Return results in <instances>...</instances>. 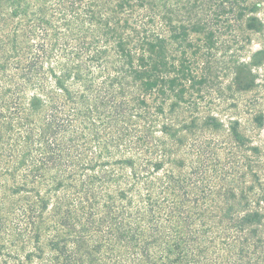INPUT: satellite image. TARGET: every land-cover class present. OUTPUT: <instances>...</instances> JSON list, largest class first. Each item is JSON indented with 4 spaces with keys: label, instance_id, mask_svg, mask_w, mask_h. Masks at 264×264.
Masks as SVG:
<instances>
[{
    "label": "trees",
    "instance_id": "1",
    "mask_svg": "<svg viewBox=\"0 0 264 264\" xmlns=\"http://www.w3.org/2000/svg\"><path fill=\"white\" fill-rule=\"evenodd\" d=\"M262 2L0 0V264H264Z\"/></svg>",
    "mask_w": 264,
    "mask_h": 264
},
{
    "label": "rangeland",
    "instance_id": "2",
    "mask_svg": "<svg viewBox=\"0 0 264 264\" xmlns=\"http://www.w3.org/2000/svg\"><path fill=\"white\" fill-rule=\"evenodd\" d=\"M258 17L263 24L260 32L251 35V42L244 49L246 60L254 54L253 61L258 64L253 69L255 77L254 88L241 95L233 97L225 106L223 113L219 116L226 122V116L239 121L240 132L249 138L251 144L258 149L257 170L259 174L260 187L264 188V0L259 7ZM227 114V115H226ZM260 115L261 126L253 124L250 120L253 115ZM257 186H254V191Z\"/></svg>",
    "mask_w": 264,
    "mask_h": 264
}]
</instances>
